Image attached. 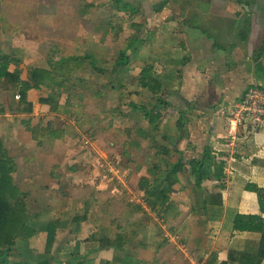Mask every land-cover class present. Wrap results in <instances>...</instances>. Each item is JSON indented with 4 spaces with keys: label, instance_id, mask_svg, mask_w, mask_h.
Here are the masks:
<instances>
[{
    "label": "crops",
    "instance_id": "1",
    "mask_svg": "<svg viewBox=\"0 0 264 264\" xmlns=\"http://www.w3.org/2000/svg\"><path fill=\"white\" fill-rule=\"evenodd\" d=\"M249 2L240 18L227 25L207 23L212 10L203 8L198 12L201 29L184 26L188 13L184 18L172 13L171 20L180 15L179 20L176 16L175 21L161 23L155 39L142 45L149 44L144 54L140 46L131 62L118 70H124L121 85L98 78L96 91L78 103L72 99L60 103V89L67 87L62 78L36 87L33 68L55 71L57 66L61 73L71 72L79 80L71 79V89L94 85L90 77L78 74L87 70L85 63L101 75L106 71L94 67L87 54H55L57 59L53 55L58 47H54L46 63L25 66L16 57H5L0 48V56L10 59V71L34 85L28 104L16 100L20 91L0 79V138L17 164L14 179L27 193V205H32L28 212L42 214L41 220L48 221L52 216L48 212L53 211L61 222L63 232L51 264H208L214 253L218 254L215 264H240L230 260L229 253H243L248 240L259 234L235 232V219L238 214L260 213L258 194L250 186L264 189V131L245 130L246 137L233 145L226 115L227 107L240 102L253 85L264 89V0ZM213 36L237 46L221 51L214 47ZM3 42L0 38V47ZM150 67L161 94L142 85L143 72ZM108 88L124 94L118 96V103L109 99ZM160 96L171 106L157 120ZM88 131L97 135L87 138ZM165 137L171 142L181 140L183 155L197 149L200 154L196 152L188 162L182 159L185 156L180 158L185 166L173 193L147 202L144 179L153 190L155 177L164 180L177 163L175 153L160 150ZM205 148L210 149L211 163L226 161L223 182L207 180L197 185L192 165L203 159ZM237 159L242 165L238 169ZM254 159L260 163L252 165ZM157 163L162 164L158 173L153 168ZM207 191L220 196L217 205L223 208L209 212L204 208ZM40 240L45 250L46 236ZM38 249L42 255L29 256L28 246L19 242L14 250L0 251V264H50L44 263V250ZM20 252L25 258L17 255Z\"/></svg>",
    "mask_w": 264,
    "mask_h": 264
},
{
    "label": "rangeland",
    "instance_id": "2",
    "mask_svg": "<svg viewBox=\"0 0 264 264\" xmlns=\"http://www.w3.org/2000/svg\"><path fill=\"white\" fill-rule=\"evenodd\" d=\"M114 1L115 0H0V38L4 40L0 48L6 52L5 57L9 55L16 57L20 59L25 66L26 64L41 65L46 63L52 55L54 47H58L57 50H54L53 55L56 58L57 56H83L87 54L94 62V66L99 68L102 67L106 72L101 75L86 62L85 65L87 66V70L84 69V72L79 71L78 74L90 77L91 81L95 82L94 85L85 83L83 85L80 84L82 86L77 89H71L72 80L76 83L79 82L75 76L71 81H61L63 85L67 84V87L64 91L60 89L61 92H59V96L62 98V102L60 103L64 104L67 101L71 102L70 99L78 103V100H82L81 97H90L91 95L89 93L96 91L97 87H95V85L99 79L105 80L104 82L106 84L111 83L110 85L113 86L121 85L122 78L125 77L121 72L124 70L114 72L115 61L120 51L128 43L129 38L137 33L140 34L141 28H145L146 21L143 17L145 13L141 14L142 12L138 10L134 11L133 8L135 6L140 7L142 3L144 4V2L148 0H131L134 5L131 4L127 7L124 6L123 3L116 4ZM227 1L228 0H222L223 3ZM260 1L262 0H259V2ZM146 6L148 7L147 4ZM176 6L177 4H172L170 10H163V12L160 13L162 14V19L152 21L153 27L151 26V29L153 32L151 31L148 34L151 40L155 39L157 36L158 28H160L161 23L166 24L165 22L175 21L177 15L171 20L172 13L176 14L180 12L183 18L186 13H188L187 17L193 18L194 15H199L198 12L202 11L203 8H213L214 4H212L210 0H197L190 5V1L186 0L183 9H180V11ZM191 7L195 8V10H191ZM221 9H223V5ZM180 15L177 16L178 20L181 17ZM201 15L203 16L205 14L201 13ZM199 18L201 22V17ZM206 21L209 22L210 18ZM134 23L137 25L140 24L141 28L134 27ZM5 42H8L9 45H5ZM148 46L149 44H145L139 50L143 53V49L148 48ZM139 50L137 53H139ZM79 65L81 66V63ZM85 71H87L88 74ZM92 73L95 74L91 75ZM82 80L83 79H81V81ZM131 80L134 81V78H131ZM107 95L110 96L109 99L113 103H118V101H116L118 100V96L121 95L122 97L124 94L121 93L119 89L111 90L108 88ZM94 134L97 135L96 133ZM242 134L246 133L243 132ZM84 135L87 136V138H94L95 136H93L90 131H88V133L85 132ZM95 144L100 148L103 145L98 141H95ZM178 144L179 142L177 140H173L172 142L170 141V144L167 146L170 152L175 153V160L177 162L179 161L178 163H180L182 159L188 162L190 157L196 155V152L200 154L199 149L194 152L193 150L186 151L184 155L180 154L184 150L182 149L183 147L178 149L174 148V146ZM104 160H106L105 157ZM169 161L172 160L170 159ZM167 168L168 167L164 169L165 171H162L163 173L160 176H164L167 172ZM175 179L178 180V174ZM192 196L196 197L194 194L189 195V197ZM28 207L32 208V205L29 204ZM48 213V217L53 215V211H49ZM159 218L161 219V215H159ZM43 242L44 241L39 240L35 244H32L31 242L22 240L20 244L28 246L29 253H27V255L29 254V256H32V254H34V256H38L42 255L38 248L42 249L41 252L44 250ZM21 253L22 252L17 254L20 258H22Z\"/></svg>",
    "mask_w": 264,
    "mask_h": 264
},
{
    "label": "trees",
    "instance_id": "3",
    "mask_svg": "<svg viewBox=\"0 0 264 264\" xmlns=\"http://www.w3.org/2000/svg\"><path fill=\"white\" fill-rule=\"evenodd\" d=\"M186 0H148L142 3L140 7H134V11L142 12L146 23L145 28H141V25L133 24L134 27H140V34L137 33L133 35V37L129 38L128 43L125 47L120 51L117 60L115 61L114 72H118L120 68L126 67L132 60L133 55L138 50L140 46L144 43L149 42L151 39L148 37V34L153 30L152 21L162 19L163 10L165 8L172 7V4H177V8L183 9ZM190 5H192L197 0H189ZM200 1V0H199ZM231 1V2H230ZM116 4L123 3L124 6H130L132 4L131 0H115ZM148 2V3H147ZM212 4H214L213 8H206L207 10H212L210 15V21L207 23H222L224 25L234 23V21L241 16V11L244 10L240 7H234V0H228L226 3H223L222 0H210ZM250 5L249 0H239V3ZM148 5V7L146 6ZM205 4V3H204ZM134 5V4H132ZM223 5V9L221 6ZM160 6V7H159ZM170 6V7H169ZM234 8L238 9L233 14L227 13L224 11L228 9L229 11ZM193 8L191 7V10ZM182 11V10H181ZM178 13V12H177ZM180 13V12H179ZM200 15H194L193 18L187 17L184 21V26H188L193 28L195 25L198 29H201L199 26ZM155 18V19H154ZM151 19V20H150ZM151 21V22H150ZM195 21V23H194ZM6 23V20H5ZM207 23L205 25H207ZM152 26V27H151ZM233 28V27H232ZM231 28V29H232ZM223 33V32H222ZM154 34V33H153ZM214 37V36H213ZM211 37V38H213ZM216 44H213L215 48H219L221 51H231L233 48H236L237 45H226L224 42L220 41L217 37H214ZM262 51H264V42L262 44ZM67 60V59H66ZM84 59H81L83 61ZM59 64V63H58ZM82 64V63H81ZM94 66V62L92 64ZM10 59L4 60L2 56H0V79H3L4 84L12 86L20 91L21 99L24 103H28L27 95L28 92L34 89V85L39 87L42 83L45 82H53L62 78V80H69L74 77L71 72H60L55 67V71H50L48 69H39L37 67L33 68L34 72V80L32 83L23 81L18 75L14 74L10 71ZM96 67V66H94ZM97 68V67H96ZM152 67L146 69L143 72V77L141 78L142 85L148 87L152 91H156L158 89L161 94V85L157 86V81H155L154 77L151 76L150 72ZM104 72V70H100ZM56 72V74H55ZM82 79V77H81ZM157 83V84H154ZM246 94V93H245ZM166 97H161L159 99V113L155 115V119L160 120L164 117V108L171 106L167 99H163ZM168 98V97H167ZM196 105V103L194 104ZM181 115L184 120L185 113L181 111ZM184 125L180 126L181 135L184 134ZM165 141L168 140L165 137ZM179 142L178 145L174 146V148H180L181 140H177ZM165 144L160 145V150L166 152L169 148ZM170 151V150H169ZM180 154H183L181 152ZM234 163L235 168H240L242 165L239 164L240 161ZM179 162V161H178ZM176 163L171 166L168 170V175L164 180H160L155 177L154 189H149L150 181L144 179L143 183L145 189L147 190L148 196L145 197L147 201L149 198L160 197L165 198L169 192H174V186L177 183L175 179L180 170L185 166L184 162ZM260 161L258 159H254V164H259ZM227 166L226 161H218L217 163H211L210 159V149L205 148L203 152V159L198 160L192 165V175L196 179L197 185L202 184L207 180H220L223 182L225 168ZM17 164L11 154L6 150L3 141L0 138V251H11L16 248L19 242L22 240L31 242L35 244L40 240V236H46V248L44 250V254L41 257L44 263H54L55 257L53 256V250L56 243H59L61 238L59 235L63 232V228H60L61 222L58 221L57 214H53L51 219L48 221H43L40 218V214H30L28 212L27 205V193L21 190L18 185L15 183L14 174L16 173ZM205 167L209 171H205ZM158 173L161 170V165L158 167L155 165L153 167ZM251 168V167H249ZM232 185L233 189L236 190L235 180ZM250 188L257 192L259 197V210L260 213L257 215H247V214H239L237 215L234 223V231L243 233L248 232L251 234H259V237L254 240H248L247 248L243 253L230 252L229 259L239 262L240 264H263L264 263V189H259L255 185H251ZM219 195L213 193V191H207L206 197L204 198V208L209 212L215 207L223 208L222 204L220 206L217 205ZM119 248L120 244L116 243ZM25 257L22 256L21 259ZM218 260V254L214 253L208 264H215ZM20 264H31L29 262H19ZM101 264H109L107 261H102ZM221 264H228L227 261L222 262Z\"/></svg>",
    "mask_w": 264,
    "mask_h": 264
},
{
    "label": "built area",
    "instance_id": "4",
    "mask_svg": "<svg viewBox=\"0 0 264 264\" xmlns=\"http://www.w3.org/2000/svg\"><path fill=\"white\" fill-rule=\"evenodd\" d=\"M15 98L21 100L19 94ZM226 115L230 123L229 140L233 145L246 137L242 134L245 130L264 131V89L253 85L240 102L227 107Z\"/></svg>",
    "mask_w": 264,
    "mask_h": 264
},
{
    "label": "flooded vegetation",
    "instance_id": "5",
    "mask_svg": "<svg viewBox=\"0 0 264 264\" xmlns=\"http://www.w3.org/2000/svg\"><path fill=\"white\" fill-rule=\"evenodd\" d=\"M239 0H234V7H240V8H242V9H245L246 8V6H247V4L244 2V4H237V2H238Z\"/></svg>",
    "mask_w": 264,
    "mask_h": 264
},
{
    "label": "water",
    "instance_id": "6",
    "mask_svg": "<svg viewBox=\"0 0 264 264\" xmlns=\"http://www.w3.org/2000/svg\"><path fill=\"white\" fill-rule=\"evenodd\" d=\"M247 8V7H246Z\"/></svg>",
    "mask_w": 264,
    "mask_h": 264
}]
</instances>
